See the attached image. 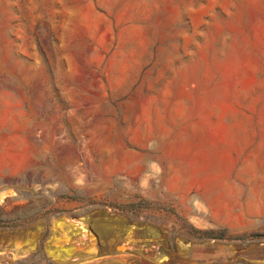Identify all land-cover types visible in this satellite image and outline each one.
I'll use <instances>...</instances> for the list:
<instances>
[{"label": "rangeland", "instance_id": "1", "mask_svg": "<svg viewBox=\"0 0 264 264\" xmlns=\"http://www.w3.org/2000/svg\"><path fill=\"white\" fill-rule=\"evenodd\" d=\"M0 264H264V0H0Z\"/></svg>", "mask_w": 264, "mask_h": 264}, {"label": "trees", "instance_id": "2", "mask_svg": "<svg viewBox=\"0 0 264 264\" xmlns=\"http://www.w3.org/2000/svg\"><path fill=\"white\" fill-rule=\"evenodd\" d=\"M199 234L201 235V238H203V239L211 238V236H212V233H210V232H199ZM256 237H257V235H244V236L236 237L234 239H239V240H243V241H246V240L249 241V240H253ZM219 238L222 239L223 235H221Z\"/></svg>", "mask_w": 264, "mask_h": 264}, {"label": "bare ground", "instance_id": "3", "mask_svg": "<svg viewBox=\"0 0 264 264\" xmlns=\"http://www.w3.org/2000/svg\"><path fill=\"white\" fill-rule=\"evenodd\" d=\"M76 227L77 228H80L81 230H83L84 232H86V229H85V226H84L83 222L82 223H79V225H77Z\"/></svg>", "mask_w": 264, "mask_h": 264}]
</instances>
